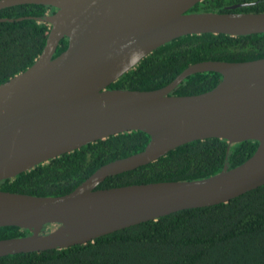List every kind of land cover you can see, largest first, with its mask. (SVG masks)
<instances>
[{"label":"water","instance_id":"95a60500","mask_svg":"<svg viewBox=\"0 0 264 264\" xmlns=\"http://www.w3.org/2000/svg\"><path fill=\"white\" fill-rule=\"evenodd\" d=\"M202 1L0 0V10L26 4L55 9L38 19L50 26L41 54L0 84V181L111 136L140 131L150 137L144 150L101 166L66 195L0 191V227L30 233L0 240V257L85 245L178 211L228 203L264 185V58L196 63L157 90L108 89L180 37L264 33V13H188ZM63 39L67 48L53 58ZM205 72L221 75L212 90L171 95L187 77ZM212 138L226 140L228 150L245 141L258 146L239 166L225 163L206 179L97 189L108 177ZM48 224L58 226L42 232Z\"/></svg>","mask_w":264,"mask_h":264},{"label":"trees","instance_id":"16d2710c","mask_svg":"<svg viewBox=\"0 0 264 264\" xmlns=\"http://www.w3.org/2000/svg\"><path fill=\"white\" fill-rule=\"evenodd\" d=\"M43 5L0 10V84L30 67L43 51L50 26L38 19L54 13ZM188 13H264V0H203ZM18 18H25L16 21ZM13 21V22H11ZM60 41L53 56L67 48ZM264 58V33L188 35L157 48L108 89L151 91L167 86L189 66L206 61L241 63ZM221 81L215 72L187 77L172 96L199 95ZM150 137L122 133L38 165L13 179L0 181V191L35 197L72 192L101 166L144 150ZM258 143L245 141L228 150L226 140L194 141L133 171L106 178L97 189L159 182L195 181L248 160ZM58 225L48 224L49 233ZM28 230L0 227V240L29 235ZM0 264H264V185L225 204L185 209L61 250L0 257Z\"/></svg>","mask_w":264,"mask_h":264}]
</instances>
